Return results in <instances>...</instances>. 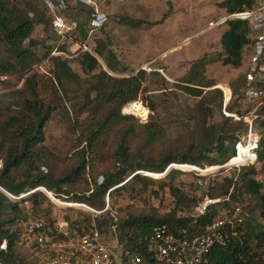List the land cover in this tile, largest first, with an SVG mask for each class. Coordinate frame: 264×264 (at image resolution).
I'll return each mask as SVG.
<instances>
[{
    "label": "trees",
    "instance_id": "obj_1",
    "mask_svg": "<svg viewBox=\"0 0 264 264\" xmlns=\"http://www.w3.org/2000/svg\"><path fill=\"white\" fill-rule=\"evenodd\" d=\"M67 3L70 10L69 0ZM254 4L255 0H226L222 8L229 17L252 10ZM83 11L89 17L95 13L92 7H79V14ZM168 18L169 12L163 20ZM52 22L53 14L44 0H0V80L8 76L24 80L20 90L0 95L1 101H8V105H0V161L3 163L0 170V187L14 196L34 191L21 200H12L0 191L1 264H45L37 249L31 247L26 250L22 243L26 225L31 217L42 219L52 226L58 222V219L47 217L49 211L46 212L43 207L50 201L44 192L37 191L40 187L46 188L57 199L67 203L84 204L96 211L104 210L107 196L113 210L115 205L112 200L125 194L131 199L136 198L153 185H159L161 190L170 189L175 207L166 216L129 213L125 217L119 216L117 220L111 211L108 216L101 218H92V215L81 212L78 213L81 218L75 223L81 227L79 232L82 229L89 232L92 223H95L102 234L104 228L115 226L123 249L145 258L150 264H157L148 252L149 243L157 228H166L176 235L189 238L202 236L205 226L216 218L221 210L231 211L234 206L240 205L247 213L248 220L254 208L251 205L245 206V201H251L253 198L258 202L260 219L264 223V183L257 179L258 170L255 166L237 170L232 177L224 178L217 189L209 188L207 194L211 198L225 199L230 196V202L220 204L199 217L192 216L191 213L201 201L190 199L183 189L175 185L178 174L189 172L172 168L159 179L138 173L142 171L160 175L171 165H189L207 170L225 166L236 157L235 146L241 142L247 131V123H235L233 117L224 115L221 123L209 122L215 110L222 112L224 94L222 90L215 88L216 84L206 82L203 75L207 66L216 62L233 69L246 67L244 60H248L252 44L248 21L228 20L225 23L226 30L221 36L222 51L202 56L190 64L189 73L182 79L184 86L181 90L191 97L201 98L194 109L195 116L191 117L197 128L194 133H190L187 142L178 144V147L171 151H163L157 160L146 156L145 152L151 150L149 145L157 141L162 129L160 122L150 117L146 124L139 125L145 129L144 138L138 140V147L132 150L131 143L138 138V123L133 116L122 113L123 109L131 104L125 111L140 115L142 109L134 103L144 94L148 76L146 71L141 70L128 77L115 78L100 70L98 60L93 55L85 53L78 60V64L85 73L93 75L90 80L84 81L72 68L69 58L52 56L54 47L41 45L33 38L39 26L53 31ZM84 25L79 23L83 37L87 35ZM60 50L66 52L67 44H62ZM94 52L105 58L112 71L116 70V65L112 64L116 61L113 52L106 56L101 46ZM42 65H46L50 71L44 74L52 84L50 100H45L40 92V77L37 71ZM153 75L160 73L154 72ZM245 86L244 72L230 85L231 98L241 95ZM70 88L72 97L68 96ZM62 103L72 104V113L66 111ZM144 104L152 113L157 111V107L148 97ZM228 104L227 113L235 114L234 103ZM61 107L64 114L62 118L67 120L73 132L78 135L79 151L74 156L75 163L65 177L55 178L52 173L38 172L46 170L47 163L53 159V153L46 147L45 127L52 114ZM260 112L264 116V106ZM86 114L87 117L82 119ZM261 126L264 128V121ZM114 135H119L115 152L118 156L117 165L113 173L99 176L95 167L104 157L109 139ZM257 155V161L263 162L264 129ZM127 179L129 180L125 183ZM199 180V188H202L203 178L200 177ZM84 183L87 188L82 193L72 191L73 187ZM154 193L158 194L156 191ZM27 203L32 204L34 212L27 211ZM66 210L69 213L63 218L70 222L71 218H74L70 211L75 209L66 207ZM124 210L122 209V212ZM246 226L245 224V234L241 238L228 245L213 246L207 254L205 264H264V230L253 234ZM5 242L6 248L2 249Z\"/></svg>",
    "mask_w": 264,
    "mask_h": 264
},
{
    "label": "rangeland",
    "instance_id": "obj_2",
    "mask_svg": "<svg viewBox=\"0 0 264 264\" xmlns=\"http://www.w3.org/2000/svg\"><path fill=\"white\" fill-rule=\"evenodd\" d=\"M147 1L139 3L137 0H120L119 3H116L115 0H112V2L110 0L107 2H100L99 0L97 3L98 6L96 5L98 9L96 7L95 10H98L101 13H117L114 16L119 20L117 23L120 26V37H122L121 41H123V46H126L125 40L129 37L128 32H137L129 38H134V40H136V43H138L136 47L138 49L131 51H126L124 49V52L120 51V56H122L123 61L130 65H134V67L126 66L124 73L120 74V77L119 75L114 77L123 78L128 77L133 73L136 74L141 70L146 71L148 76L144 86V94L137 102L134 103L141 107L142 110L140 115L129 114L125 111V109L131 104L125 107L122 113L133 116L138 123V138L136 137V139L131 143L132 150L138 147V140H142L144 138L145 129L143 126L141 127L139 125L146 124L150 117H153L155 121L160 122L162 125L160 135L157 141L152 143L153 145H149L152 149L149 151L146 150L145 152L146 156L148 155L154 160H157L160 158V154H162L163 151H171L174 147L177 148L178 144H183L185 141L187 142L190 133H194L197 128L191 117L195 116L194 109L201 98L198 99L191 97L181 90V87L184 86L182 79L189 73L190 64L192 62L207 54H217L222 51L221 36L226 30V24L219 27L217 24L221 23L223 19L227 17V13L225 9L222 8V4L226 0ZM168 12L169 18L163 20ZM118 13L129 14L127 15L128 17H124V15ZM130 13H139V15L134 18L133 16H130ZM74 15H76L77 19L73 18ZM30 17H32V15H30ZM87 19L88 16L86 13L83 11L79 14V7L72 4V20H76V22L81 24L86 23V26H84L86 28L87 35L83 37L81 35V30L78 27L77 31L72 34V59L70 58V54L67 58L70 59L72 68L84 81L90 80L93 74L85 73L78 64V60L81 59L84 51L83 48L74 50V43L76 41L80 43L83 41L85 43L84 40L91 34V31L89 32V29L87 28ZM91 22H93L92 19ZM212 23L214 25L213 27H211ZM130 24L134 25V27H129ZM94 36L97 37L95 41H100L103 38L106 39V35L101 36L99 34L100 37L96 34L91 35V37ZM33 38L41 45H47L51 48H55L59 39L51 29H45L43 26L37 27L33 34ZM108 40L106 39L105 41ZM149 40H154L153 46L150 48H148ZM105 41L103 42L104 44L106 43ZM244 63V66H246L247 58L246 61L244 60ZM245 71V67L233 69L232 67L223 66L220 62H216L207 66L203 75L206 82L216 84L215 88L222 90L224 94V106L222 112L219 111V109L215 110L213 118H211L209 122L221 123L222 115L225 117H233L235 123L244 121L247 123L248 129L242 136L241 141L243 143L247 140L251 127L250 122L254 125V133L259 137L262 136L264 129L261 126V123L264 121V116L260 114L262 106L247 104L244 101L242 94L236 95L233 99L231 98L230 85L243 75ZM37 72L40 77L41 95L45 100H50L52 84L50 79H46V75H44L50 71H48V67L45 65L42 69L39 68ZM154 72H159L160 75H153ZM23 84L24 80L22 78L8 76V78L0 80V95L20 90L23 87ZM69 91L68 96L72 97L71 88ZM147 97L148 100L151 101L155 107H157L156 112L152 113L144 104V100ZM230 99L232 101H230ZM230 102L234 103L233 106L235 108V114H230L226 111V107ZM0 105L6 106L8 105V101L0 100ZM62 105H64V109L66 111H70L72 113V104L62 103ZM62 109L63 107H61L59 111L52 114V117L45 127L46 147L53 153V159L47 163L46 170H40L38 172V174L52 173L55 178L65 177V175L71 170L72 164L75 163L76 160L74 159V156L79 151L77 143L78 135L76 132V134L73 132L67 120L65 121V119L62 118V116H64L61 112ZM86 117L87 114L82 116V119H85ZM118 138L119 135H114L109 139L108 147L104 151V157L101 161L97 162L95 168L97 169V174L99 176L114 172L118 159V156L115 154L118 146L117 142L119 141ZM253 162L254 163L246 162L240 165L238 164V168H236L237 166H233L231 169H217L215 171L204 173L194 169H182L184 172L189 173L178 174L176 176L175 185L183 189V191L190 196V199L195 198L198 201H202L206 195L209 196V194H207V190H209V188L216 187L217 189V187H220L223 183L222 181L224 178L232 177L237 170H241L244 167L249 166H255L257 168V179L264 183V161ZM40 167L42 168L43 166L41 165ZM141 173L155 179L160 178L148 172L141 171ZM199 176L203 178V181H201L202 188H199ZM128 180L129 179H127L125 183ZM86 188L87 186L84 183L78 185L77 187H73L72 191L82 193V191ZM155 191L158 192L157 195L154 193ZM44 194L50 201V203H45L43 207L46 212L49 211L47 217L51 216L55 219H62L64 216H67L69 213V211L66 210L67 206L62 205V203H67L65 200L57 199L54 196L57 201L61 202L59 203L50 198L45 192ZM112 201L115 205L113 206V210L110 208L108 212L101 214L93 213L87 210L85 207L86 205L84 204H82L83 207L74 208L75 210L70 212H72L74 218L81 212L92 215V218L93 216H99L100 218L108 216L112 212L118 220L119 216L125 217L129 215V213L135 215L142 213L152 215V213H154L158 216H166L175 207V201L170 189L167 188L166 190H161L159 185L151 186L145 193L141 194V196H137L136 198L131 199L128 194H125L124 196L113 199ZM248 205H251L254 210L253 212H250V218L246 221V227L251 233L256 234L264 230V223L260 219L258 202L253 198L251 201H245V206ZM122 209H125L124 212H122ZM195 212L196 209L193 213H191L192 216ZM45 213L41 214L43 215ZM34 214L35 213H33V215ZM107 228H104L103 238L106 244L110 247V250H114L113 247L119 241L118 232L117 229L114 231L115 229H113V226ZM25 249L27 250L28 247Z\"/></svg>",
    "mask_w": 264,
    "mask_h": 264
},
{
    "label": "built area",
    "instance_id": "obj_3",
    "mask_svg": "<svg viewBox=\"0 0 264 264\" xmlns=\"http://www.w3.org/2000/svg\"><path fill=\"white\" fill-rule=\"evenodd\" d=\"M53 14L52 29L59 38L53 50L52 56H64L67 54L60 50L62 44H66L67 38L71 37L78 29V23L67 18L69 10L67 0H44ZM85 4H91L89 0H76ZM100 15H96L92 26L99 28L105 20H99ZM241 19L249 22L251 29V51L246 63V86L242 91L244 101L249 105L264 106V0H255L252 10L232 15L223 19L218 25L225 24L228 20ZM213 23L211 27H213ZM83 50L88 48L82 45ZM47 63V62H46ZM44 65L39 68H43ZM38 68V69H39ZM250 131L245 143L242 141L236 145V155H239L240 147H244L254 156L257 161V151L259 149L260 137L254 133V125L250 122ZM254 163V162H250ZM0 161V170L2 168ZM239 167V165H234ZM50 198L57 201L53 193L46 188L40 187ZM0 191L12 200H21L29 196L32 192L14 196L2 187ZM60 202V201H57ZM230 202V196L225 199H213L206 195L199 203L194 216L205 215L210 209L218 207L220 204ZM67 207H70L66 205ZM93 213H104L110 210V199L107 196L106 207L103 211L85 206ZM29 213L33 212V206L26 204ZM112 216H114L112 214ZM79 216L67 221L64 218L58 219L55 225H48L42 219L31 217L26 225V231L22 239L24 246L34 247L42 255L45 264H150L145 258L132 254L123 249L118 243L110 250L106 244L103 234L92 223L91 230L79 232L80 225H75L79 221ZM247 213L240 205L234 206L231 211L221 210L219 215L205 226L202 236L189 238L187 236L176 235L166 228H157L152 237L148 252L150 257L157 264H205L207 254L215 245H228L235 239L241 238L245 234V224ZM116 231V227L113 226ZM6 248V242L2 245Z\"/></svg>",
    "mask_w": 264,
    "mask_h": 264
},
{
    "label": "crops",
    "instance_id": "obj_4",
    "mask_svg": "<svg viewBox=\"0 0 264 264\" xmlns=\"http://www.w3.org/2000/svg\"><path fill=\"white\" fill-rule=\"evenodd\" d=\"M90 2H91V4H85V3H82V2H78V1H76V0H73V3H72V0H69V5H70V10H68V12L66 13V16H67V18L69 19V20H71L72 21V4H75V5H77V6H79V7H92L94 10H95V8L98 6L97 5V3H98V1L99 0H89ZM107 2V1H109V0H100V2ZM111 2H112V0H110ZM139 3L141 2V3H143V2H146L147 0H137ZM115 2L116 3H119L120 2V0H115ZM147 2H149V1H147ZM91 5V6H90ZM97 5V6H96ZM139 6V5H138ZM104 7H105V5H104ZM97 9H98V7H97ZM98 12H100V11H98V10H95V13H92V15L89 17L88 16V14L86 13V15L88 16V19H87V28L89 29V32L91 31V34L89 35V33H88V35L89 36H87L86 37V39L84 40L85 41V43H80V42H78V41H76L75 43H74V50H79V49H81L82 48V45H84V46H86L87 48H88V50L87 51H85V50H83L84 51V53L82 54V56L85 54V53H88V54H91V55H93L97 60H98V63H99V66H100V70L101 69H103V71H105L106 73H108L110 76H112V77H117L118 75H119V77L121 76L120 74H122L123 72H124V69L126 68V66L127 67H129V66H133L134 67V65H130V64H128V63H126L125 61H123V59H122V56H120V51L121 52H124V49L126 50V51H131V50H136V49H138L136 46L138 45V43H136V40H134V38H129L130 36H133L134 34H136L137 32H135V31H129L128 32V35H129V37H128V39H126L125 41V43H126V46H123V44H122V42L123 41H121V38L122 37H120V30H119V28H120V26H119V24L117 23V21L119 22V20L117 19V17H115L114 15L115 14H117V13H98ZM118 14H122V15H124V17H126L129 13H118ZM96 15H101V17H99V20H105L104 21V23H103V25H102V27H99V28H94L93 26H92V22H91V19H92V21L94 20V18H95V16ZM138 15H139V13H130V16L132 17H134V18H136V17H138ZM128 17V16H127ZM73 18H75V19H77V17H76V15H74L73 16ZM73 21H76V20H73ZM133 22V21H132ZM78 23V22H77ZM131 23V22H130ZM145 23V22H144ZM79 24V23H78ZM86 24V23H85ZM91 24V25H90ZM121 24V23H120ZM138 24V23H137ZM123 25H125V24H123ZM91 26H92V28H91ZM134 27V25H129V27ZM79 27V26H78ZM135 32V33H134ZM121 33H123V32H121ZM94 34H96L98 37H100L99 36V34L102 36H105L106 35V39L108 40V41H105L106 39H101L100 41H95L96 40V36H94V37H91V35H94ZM127 35V34H126ZM125 35V36H126ZM106 42L105 44L103 43V42ZM154 40H149V47L148 48H150L151 46H153V42ZM189 41V40H188ZM66 44H67V51L66 52H64L65 54H67V55H69L70 56V58L72 59V36L71 37H69V38H67V40H66ZM122 44V45H121ZM56 46V45H55ZM99 46H101V48H103V51L105 52V55L107 56H109V54L111 53V52H113L114 54H115V56H116V61L114 60L113 62H112V64L114 65H116L115 66V68H116V70L115 71H112L110 68H109V66L107 65V63H106V60H105V58H101L100 56H98L94 51H95V49L96 48H98ZM123 47H125V48H123ZM148 48H146V49H148ZM141 53H143V52H141ZM144 54V53H143ZM105 56V57H106ZM72 61V60H71ZM116 62L118 63V64H116ZM143 63H145V62H143ZM138 66V65H137ZM139 66H140V64H139ZM136 70V69H135ZM230 92H231V97H232V91H231V89H230Z\"/></svg>",
    "mask_w": 264,
    "mask_h": 264
},
{
    "label": "bare ground",
    "instance_id": "obj_5",
    "mask_svg": "<svg viewBox=\"0 0 264 264\" xmlns=\"http://www.w3.org/2000/svg\"><path fill=\"white\" fill-rule=\"evenodd\" d=\"M254 157V156H253ZM253 157H252V155H251V153H248V150L247 149H245L243 146L242 147H240V150H239V155L237 156L236 155V157L235 158H233L231 161H230V163H228L227 165H240V164H243V163H246V162H248V163H250L251 162V160L253 161L254 159H253ZM177 166H180V167H182L183 169H194V170H199L200 172L202 171L203 173L204 172H206V170H202V169H200V168H196V167H194V166H189V165H177ZM217 169H219V168H217V167H213V168H209L208 170H207V172L208 171H215V170H217ZM156 177H159L160 175L159 174H154ZM59 203H61V202H59ZM62 205H68V206H70V207H74V208H81V207H83V205L82 204H80V203H62Z\"/></svg>",
    "mask_w": 264,
    "mask_h": 264
},
{
    "label": "water",
    "instance_id": "obj_6",
    "mask_svg": "<svg viewBox=\"0 0 264 264\" xmlns=\"http://www.w3.org/2000/svg\"><path fill=\"white\" fill-rule=\"evenodd\" d=\"M233 166H234V165H225V166H223V167H217V168H219V169H231ZM172 168L183 169V168L180 167V166H177V165H171V166L167 169V171H166L164 174L160 175L159 177L161 178V177L165 176V175L168 173V171H169L170 169H172ZM219 169H218V170H219ZM206 172H207V171H206ZM208 172H210V171H208ZM140 174H144V173H141V172H140ZM37 191H42V189H39V190H37ZM26 197H28V196H26ZM0 264H1V263H0Z\"/></svg>",
    "mask_w": 264,
    "mask_h": 264
},
{
    "label": "clouds",
    "instance_id": "obj_7",
    "mask_svg": "<svg viewBox=\"0 0 264 264\" xmlns=\"http://www.w3.org/2000/svg\"><path fill=\"white\" fill-rule=\"evenodd\" d=\"M202 172V171H201ZM151 174V173H150Z\"/></svg>",
    "mask_w": 264,
    "mask_h": 264
}]
</instances>
